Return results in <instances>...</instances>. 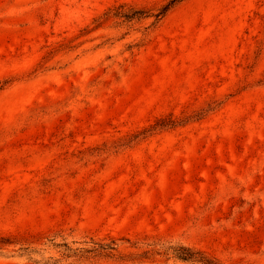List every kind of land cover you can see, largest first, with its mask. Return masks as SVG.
Listing matches in <instances>:
<instances>
[{
	"label": "rangeland",
	"instance_id": "obj_1",
	"mask_svg": "<svg viewBox=\"0 0 264 264\" xmlns=\"http://www.w3.org/2000/svg\"><path fill=\"white\" fill-rule=\"evenodd\" d=\"M0 0V264H264V0Z\"/></svg>",
	"mask_w": 264,
	"mask_h": 264
},
{
	"label": "trees",
	"instance_id": "obj_2",
	"mask_svg": "<svg viewBox=\"0 0 264 264\" xmlns=\"http://www.w3.org/2000/svg\"><path fill=\"white\" fill-rule=\"evenodd\" d=\"M178 1L180 0H170L159 12V15H162L164 12H166L170 7H172ZM173 256L182 261L196 262L199 264H218L214 262L213 260H210L206 258L205 256H203L200 252L194 251L190 248H186L183 246H179L173 249Z\"/></svg>",
	"mask_w": 264,
	"mask_h": 264
}]
</instances>
